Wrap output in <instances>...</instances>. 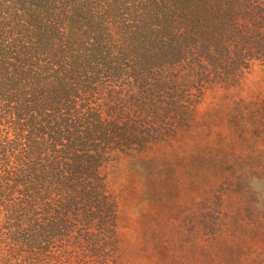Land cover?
<instances>
[{
	"label": "trees",
	"instance_id": "obj_1",
	"mask_svg": "<svg viewBox=\"0 0 264 264\" xmlns=\"http://www.w3.org/2000/svg\"><path fill=\"white\" fill-rule=\"evenodd\" d=\"M257 62L264 0H0V264H130L105 168L185 133ZM247 252L236 264H264Z\"/></svg>",
	"mask_w": 264,
	"mask_h": 264
},
{
	"label": "rangeland",
	"instance_id": "obj_2",
	"mask_svg": "<svg viewBox=\"0 0 264 264\" xmlns=\"http://www.w3.org/2000/svg\"><path fill=\"white\" fill-rule=\"evenodd\" d=\"M230 89L206 90L185 133L105 168L120 202L130 264H236V255L250 247L237 249L243 240L254 244L247 253L262 258L264 213L258 211L264 212V179L247 174L255 169L264 178V62L248 70L234 92ZM220 197L237 208L235 232L228 238L215 221ZM218 238L226 257L207 259L202 245Z\"/></svg>",
	"mask_w": 264,
	"mask_h": 264
}]
</instances>
